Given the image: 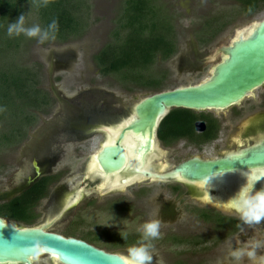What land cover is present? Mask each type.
Here are the masks:
<instances>
[{"label":"rangeland","instance_id":"rangeland-1","mask_svg":"<svg viewBox=\"0 0 264 264\" xmlns=\"http://www.w3.org/2000/svg\"><path fill=\"white\" fill-rule=\"evenodd\" d=\"M123 1L86 0L81 14L85 19L83 33L66 44L54 40L40 44L37 39L31 41L34 38L18 37L28 42L18 58H22V65L32 67L36 63L35 66H41L39 87L49 94L53 108L49 114L37 115L38 123L27 131L24 143L0 148V204L9 202L29 187L26 183L28 177H34V161L43 166L50 161L51 168L48 172L43 171V175L62 176L50 187L48 196L36 206L37 219L32 227L49 225L48 232L51 233L82 240L97 239L103 247L123 250L121 252L127 256V248L133 243L112 248L111 240L117 241L119 232L140 240L141 226L151 220H159L161 236L152 241V264H176L177 261L186 264H235L229 255L208 258L200 256L197 251L193 256L188 246L167 241L175 235L185 238L200 232V225L184 212L185 205L195 203L191 199L196 197L175 198L166 193L162 184H150L154 191L141 195L139 203L131 205L137 185L122 192L101 193L103 183L92 176V172L88 174L93 158L105 143V130L117 128L130 117L140 100L156 94L149 87L121 81L118 76H102L92 62L93 56L110 41ZM160 3L168 9L174 8L179 41L178 53L165 63L157 61L149 72L155 79L163 78L162 91L205 81L222 59H213L216 48L227 46L238 32L264 20V6L261 5L260 10L250 16L242 12L235 0H160ZM209 19L226 20L227 28L213 42L198 44L199 27ZM29 20L32 21V17ZM14 56L9 58L10 66H15ZM1 58L0 63L5 62ZM263 93L264 87L252 94L253 100L242 101L241 107L257 104ZM158 152L163 158H152L150 162L153 167L160 165L159 171L162 172L193 156L211 158L220 153L213 146L203 151L193 147L185 150L160 147ZM54 153L59 154L56 161H53ZM77 193L80 194L79 199L70 205L69 199ZM119 196L125 197L121 204L116 202ZM63 204L68 208L64 212ZM129 206L131 210H128ZM120 209L127 210L122 212ZM112 214L116 220L111 219ZM104 224L116 226H101ZM256 239L253 237V241ZM228 247L224 248L227 254Z\"/></svg>","mask_w":264,"mask_h":264},{"label":"trees","instance_id":"trees-1","mask_svg":"<svg viewBox=\"0 0 264 264\" xmlns=\"http://www.w3.org/2000/svg\"><path fill=\"white\" fill-rule=\"evenodd\" d=\"M235 1L242 12L250 16L257 13L261 5L264 6V0ZM85 6L86 0H0V56L2 61L5 60L0 63V148L24 143L27 131L38 123L37 115L49 114L53 108V100L39 87L41 66H35L36 63L32 67L22 65L18 54L28 42L18 37L10 38L7 35L8 24L22 14L25 15L26 27L38 24L47 28L56 20L58 31L54 41L66 44L83 33L85 19L81 14ZM175 18L174 8L168 9L161 5L160 0H124L110 41L92 58L94 66L102 76L115 75L121 81L149 87L156 93L163 92V78L155 79L149 72L157 61L165 63L178 53ZM200 26V33H196L200 37L198 44L206 45L227 28V21L209 19ZM13 56L15 66H10L9 58ZM176 112L192 114L186 110ZM183 121L188 122L187 119ZM61 176L42 177L19 196L0 204V218L24 226L33 225L37 219L36 206L48 196L50 187L59 182ZM122 210L126 212L127 209ZM133 240L130 236L126 240L118 237L117 241L111 240L110 245L112 248L123 247L138 241ZM90 241L99 242L97 239ZM167 241L188 247L191 244L190 240L178 236L167 238ZM176 264L186 263L177 261Z\"/></svg>","mask_w":264,"mask_h":264},{"label":"water","instance_id":"water-1","mask_svg":"<svg viewBox=\"0 0 264 264\" xmlns=\"http://www.w3.org/2000/svg\"><path fill=\"white\" fill-rule=\"evenodd\" d=\"M219 56L223 60L212 69L205 81L145 97L134 106L125 122L106 131L115 132L116 138L113 144L110 143L114 147L104 149L103 152L101 150L95 157L100 170L98 175L108 180L114 176L124 178L118 185L108 181L103 183L101 187H106L105 192L129 185V178L133 177L138 179L141 176L150 180L169 178V175L161 176L150 168L128 170L127 155L122 146L127 135L135 137L139 142L136 154L144 163L151 150L158 152L157 130L168 111H223L240 104L264 86V20L238 32L229 46L215 51L213 59ZM33 167L39 175L35 161ZM263 167L264 142L232 158L202 161L194 157L179 165L170 175H179L195 183L222 172ZM28 183H32V180L29 179ZM67 209L65 205L62 206V212ZM48 229L49 225L23 228L0 218V264H32L31 260L40 253L56 258L60 264H126L118 255L108 254L82 240L48 232Z\"/></svg>","mask_w":264,"mask_h":264},{"label":"flooded vegetation","instance_id":"flooded-vegetation-1","mask_svg":"<svg viewBox=\"0 0 264 264\" xmlns=\"http://www.w3.org/2000/svg\"><path fill=\"white\" fill-rule=\"evenodd\" d=\"M230 42L227 46L230 45ZM223 46H219L218 48H216V50L222 48ZM219 58H222L221 61L223 60L222 56H219ZM246 99L253 100L254 98L251 94ZM240 104L232 106L223 111H206L208 113L191 111V115L176 112L183 109H172L168 111L167 115L160 123L157 130L156 144L159 149L160 147H165L175 149L180 148V150H185L188 147H193L198 151H203L205 148H210L211 146H213V148L218 149L220 153L217 156L211 158H205L200 155L193 156L187 158L184 161H181L171 169L162 172L159 171L161 167L160 165L153 167L150 161L152 158L155 159L157 157H161L162 159L163 156L159 152H157V150H155L156 152L154 150H151V152L146 155L144 160L146 162V159H148L149 157V161L147 164L148 166L144 165L142 170L150 168L154 173H159L161 176L169 175V178L167 180H150L141 176H139L138 179L133 177L130 180L131 182L129 183V185L123 188L118 187L111 190L122 192L124 189L137 185V189H135V191L133 192V202H130L131 205L139 203L137 201L140 199L141 195L147 192L154 191V188L150 187V184H162V187L165 189L166 193L175 198L183 197L184 199H187L188 197L192 196L196 197L195 199H191L195 203L191 205H185L184 212L200 225V232L195 235L186 236L185 238L182 237L183 239L191 241L189 248L192 249L193 256H195L197 251L199 252L198 254L200 256L202 255L208 258L210 256L219 254H221V256H225V254L228 255L224 250V248L228 246V241H232V245L234 247H241V241L251 243L253 242V237L257 238L256 241L261 242V247L257 249V255L264 256V244H262V242H264V221H262L259 225H242V222L239 220L238 216L227 208L228 201L237 192L241 185L247 182L249 175L254 171L264 172V167L253 168L249 170L245 169L231 172H222L209 176L201 182L195 183L188 182L182 179L179 175H170L175 168L194 157H198L202 161L232 158L235 156H239L243 152L254 147H258L264 142V93L261 96V100L253 106L248 105L241 107ZM253 115H255V117H253ZM166 119L168 120L166 121ZM185 119H187L188 122H184L183 120ZM106 131L108 130L106 129L104 133L106 139L103 146L106 143L109 144L108 140L111 133H108ZM59 147L60 146L57 147V151L59 150ZM102 148L99 150V152L102 150ZM57 153L53 154V161L58 160L59 156L57 155L59 154ZM36 163L39 167V175L34 169L32 163L34 177L27 178L26 184H28L29 187L38 179L46 177L45 175H43V171L48 172L51 168L50 161L48 162V164L45 163L46 165L44 166L41 164L39 165L37 161ZM93 163L89 169L88 174L92 172V176H95V178L98 179L101 183H106L108 180L107 178L103 179L95 171H92ZM133 176H135V174ZM117 178V180H114L112 177L108 180L107 183L118 185L119 181L124 177L117 176ZM29 179L32 180V183H28ZM29 187H27L26 189H28ZM262 187H264V178L256 182V184L254 185V189L259 190ZM105 188L106 187L102 189L101 187V193L105 192ZM79 197L80 194L77 193L72 198H70V205L77 201ZM124 199L125 197L119 196L117 197L116 202L121 204ZM116 202L114 203L117 204ZM50 204L51 201L48 204V207L50 206ZM62 206H64V204ZM128 208V210H131V206H129ZM120 210L124 212V210ZM6 222L13 224L17 223L13 221ZM238 225H242L244 229L243 232L240 231ZM255 226H257V228H254ZM24 227L32 226H23V228ZM138 238L139 237H132V239H134L135 241H137L136 239ZM82 241L108 254L118 255L126 261L125 253L121 252L123 250H110L106 247H103L98 242H93L89 239H84ZM31 263L60 264L56 258L42 253L32 259ZM244 264H250V262L245 259Z\"/></svg>","mask_w":264,"mask_h":264},{"label":"clouds","instance_id":"clouds-1","mask_svg":"<svg viewBox=\"0 0 264 264\" xmlns=\"http://www.w3.org/2000/svg\"><path fill=\"white\" fill-rule=\"evenodd\" d=\"M58 31V21L53 20L47 28H41L36 24L31 27L25 26V15H20L15 22L9 23L7 35L19 37L24 35L27 38H35L38 43L44 44L46 41L54 40ZM227 208L235 213L242 225H259L264 221V187L259 190L254 189V185L249 186L248 182L241 185L237 192L230 198ZM112 220H116L112 214ZM238 225L240 231L244 229ZM101 226L112 227L116 225L104 224ZM161 223L159 220H151L141 226V239L127 248L126 264H152L154 245L152 241L160 238ZM123 239H127L126 233H118ZM241 247H234L232 241H228L230 258L235 264H244L247 259L250 264H264V256L257 255V249L261 247L260 241L251 243L242 242Z\"/></svg>","mask_w":264,"mask_h":264},{"label":"bare ground","instance_id":"bare-ground-1","mask_svg":"<svg viewBox=\"0 0 264 264\" xmlns=\"http://www.w3.org/2000/svg\"><path fill=\"white\" fill-rule=\"evenodd\" d=\"M115 135H116L115 132L110 134V138L108 140V143L109 144L110 143L113 144V142H114V140L116 138ZM122 144H123L122 146H124V150H125L126 155H127L128 170H133V168L134 169H139V170L141 169L142 170V168L144 167V165H147L148 164L149 157H148V159H146L147 160L146 162L144 161V163H141L139 156L136 154V148L139 145V142L137 141V139L135 137H133V136L127 135L126 138H125V140L122 142ZM142 156H144V155H142ZM92 171H95L97 174L100 173V170H99L98 165H97V162H96V158L94 159ZM134 174L135 173H132V175H134ZM113 179L114 180L115 179L117 180L118 178H117V176H114ZM129 179L131 180L132 178H129ZM225 180H228V179H225Z\"/></svg>","mask_w":264,"mask_h":264},{"label":"snow or ice","instance_id":"snow-or-ice-1","mask_svg":"<svg viewBox=\"0 0 264 264\" xmlns=\"http://www.w3.org/2000/svg\"><path fill=\"white\" fill-rule=\"evenodd\" d=\"M127 126V125H125ZM111 147H114V145H110V144H105L103 146V149H102V152L104 151V149H108V148H111ZM95 159V158H93ZM105 171V170H104ZM264 178V172H261V171H254L252 172L249 177H248V184L249 186H252V185H255L257 181H259L260 179Z\"/></svg>","mask_w":264,"mask_h":264}]
</instances>
